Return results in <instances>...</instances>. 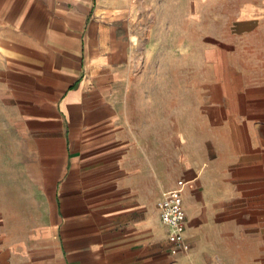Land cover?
Listing matches in <instances>:
<instances>
[{
    "label": "crops",
    "instance_id": "crops-1",
    "mask_svg": "<svg viewBox=\"0 0 264 264\" xmlns=\"http://www.w3.org/2000/svg\"><path fill=\"white\" fill-rule=\"evenodd\" d=\"M181 1L0 0V264H264V73L230 70L223 41L196 89L136 70L158 16L200 15Z\"/></svg>",
    "mask_w": 264,
    "mask_h": 264
},
{
    "label": "rangeland",
    "instance_id": "rangeland-1",
    "mask_svg": "<svg viewBox=\"0 0 264 264\" xmlns=\"http://www.w3.org/2000/svg\"><path fill=\"white\" fill-rule=\"evenodd\" d=\"M256 1L204 0L198 16H158L157 29L152 32L158 45L151 51L147 49L146 58L136 70L172 71L175 89L185 84L196 89L204 82L203 77L208 80L214 72V64L204 60L205 52L208 58L219 57L216 44L223 41L229 46L224 61L230 70L264 73V14L248 15L240 11L244 4ZM156 2L174 9L184 7L181 0ZM167 18L171 22L168 31ZM251 19L256 21L250 22ZM148 34V30L143 32L145 39Z\"/></svg>",
    "mask_w": 264,
    "mask_h": 264
},
{
    "label": "built area",
    "instance_id": "built-area-1",
    "mask_svg": "<svg viewBox=\"0 0 264 264\" xmlns=\"http://www.w3.org/2000/svg\"><path fill=\"white\" fill-rule=\"evenodd\" d=\"M160 221L167 228L168 251L176 255L188 249L184 233L186 229V213L183 208L181 188L171 189L163 194L158 203Z\"/></svg>",
    "mask_w": 264,
    "mask_h": 264
}]
</instances>
